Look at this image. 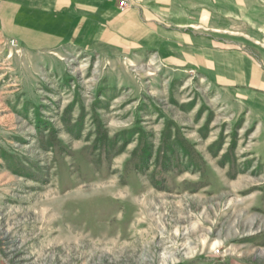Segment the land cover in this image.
Listing matches in <instances>:
<instances>
[{
  "label": "rangeland",
  "instance_id": "obj_1",
  "mask_svg": "<svg viewBox=\"0 0 264 264\" xmlns=\"http://www.w3.org/2000/svg\"><path fill=\"white\" fill-rule=\"evenodd\" d=\"M149 5L201 65L0 31V264H264V0Z\"/></svg>",
  "mask_w": 264,
  "mask_h": 264
},
{
  "label": "crops",
  "instance_id": "obj_2",
  "mask_svg": "<svg viewBox=\"0 0 264 264\" xmlns=\"http://www.w3.org/2000/svg\"><path fill=\"white\" fill-rule=\"evenodd\" d=\"M128 1L132 9L122 15L118 13L119 0H7L0 7V31L6 39H16L28 49H49L64 44L85 50L138 48L161 54L165 40L174 32L179 36L176 40L181 42L180 48L176 47L181 51V58L173 55L176 58H169L170 64L198 66L205 61L206 54L188 44L189 34L197 37L191 28H170L162 20V10L149 5L152 0ZM205 38L214 41L211 35ZM226 40L232 48L251 47L240 39ZM253 54L256 63H252L251 69L244 63V71L238 72L237 77L247 83L250 80L249 84L261 90L264 89V53L258 55L253 51ZM253 79L261 81L255 85Z\"/></svg>",
  "mask_w": 264,
  "mask_h": 264
}]
</instances>
